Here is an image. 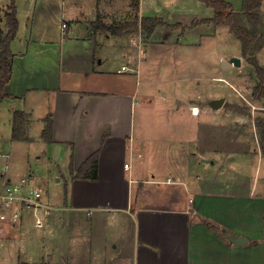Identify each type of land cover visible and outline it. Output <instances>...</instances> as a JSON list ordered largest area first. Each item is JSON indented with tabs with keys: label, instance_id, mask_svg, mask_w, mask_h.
<instances>
[{
	"label": "crops",
	"instance_id": "obj_1",
	"mask_svg": "<svg viewBox=\"0 0 264 264\" xmlns=\"http://www.w3.org/2000/svg\"><path fill=\"white\" fill-rule=\"evenodd\" d=\"M138 1L136 10L133 0H34L25 39L19 22L0 117L6 108L11 145L27 144L22 164L34 146L37 159L64 157L67 171L56 174L62 197L47 192L40 211H22L17 221L8 210L0 264H264V155L255 117L225 113L228 98L210 96L225 72L249 68L241 43L239 53L212 52L210 41L236 38L227 27H189L180 16L163 17V4L146 12ZM206 12L194 21L214 17ZM260 12L264 32V0ZM137 17L122 33L108 29ZM144 18L178 26L148 36ZM17 111L28 116L26 141L12 139ZM47 119L52 143L42 138ZM1 147L0 136V175L30 176L43 190ZM96 154L98 178H74L71 164L76 171ZM238 237L247 243H235Z\"/></svg>",
	"mask_w": 264,
	"mask_h": 264
},
{
	"label": "trees",
	"instance_id": "obj_2",
	"mask_svg": "<svg viewBox=\"0 0 264 264\" xmlns=\"http://www.w3.org/2000/svg\"><path fill=\"white\" fill-rule=\"evenodd\" d=\"M208 8L214 10V17L202 21H194L192 26L200 24H213L215 27H227L241 43L242 56L246 63L253 70V78L257 86L253 89V97L257 101H264V66L260 64L257 54L264 48V32L262 30L261 8L263 0H243V10L238 11L226 0H199ZM133 7L139 9V1L133 0ZM6 23L7 32L0 29V105L10 97L6 92V86L12 78V63L14 54L11 49L12 41L16 38L19 30V20L17 16V7L15 0L2 9ZM133 24H138V17L133 22L123 24L119 27H108L110 31L116 34L128 30ZM168 26L165 21L159 18H144L142 20V31L151 36L156 28ZM245 112V111H242ZM244 114V113H243ZM264 114V113H263ZM28 116L24 112L17 111L13 115L12 139L15 141H26L29 139L27 126ZM256 127L259 133L261 150L264 155V117L255 119ZM53 122L51 119L46 120V127L42 131V138L52 143ZM72 175L79 179L98 178L99 159L98 155L90 157L78 170L75 171L73 163L71 164ZM1 176V175H0Z\"/></svg>",
	"mask_w": 264,
	"mask_h": 264
},
{
	"label": "rangeland",
	"instance_id": "obj_3",
	"mask_svg": "<svg viewBox=\"0 0 264 264\" xmlns=\"http://www.w3.org/2000/svg\"><path fill=\"white\" fill-rule=\"evenodd\" d=\"M12 0H0V7L7 6L11 4ZM33 1L34 0H15V4L17 7V14L19 17L20 22V30L18 33L19 39H25V37H28L30 31L27 29V25L30 24L27 23L28 19L33 18L32 10H33ZM230 2L236 10H240V8L243 7V4L241 0H226ZM143 6L146 10L158 8L159 5L163 4L164 8L162 10V16L164 17L167 13L171 15L172 19H176L180 16L183 20L188 22L190 25L189 27H193L192 23L196 17H205V15L208 13L207 6L202 4L199 0H142ZM170 3V5H168ZM242 6V7H241ZM3 8H0V29L4 32H7L8 26L6 23V19L4 16V13L2 11ZM209 9V8H208ZM161 11V10H160ZM158 11V12H160ZM195 21H202V20H195ZM202 25V24H200ZM171 25L169 28L177 27L178 25L174 26ZM184 26V25H183ZM196 27V26H195ZM203 29H206L203 27ZM229 31V30H228ZM230 32V31H229ZM228 32V33H229ZM232 35V33H229ZM222 38V37H221ZM237 39V38H234ZM234 39H223V43L216 44L215 40L210 41V49L212 52L216 50H223L225 54H234L240 52V46L238 42L239 40H236V44H234ZM219 46V47H218ZM23 47V46H22ZM229 57V55H227ZM243 57V56H241ZM244 58V57H243ZM260 59V58H259ZM264 60V57L262 58ZM245 61V59H244ZM260 64L263 65L264 63H261V60H259ZM245 63V62H244ZM250 70L252 68L246 65V68H243L241 70H232L231 72H225V80L223 83H219L218 91L215 90L210 95L211 97H226L228 98V101L226 105L224 106L225 113L228 112H235L240 113L242 111H245V113L250 112L252 119L254 120L257 117H264V103L257 102V104L253 103L252 97H253V89H254V82L251 81L249 75ZM252 93V94H251ZM236 104V105H232ZM240 105L238 107L237 105ZM248 107V109H247ZM230 112V114H231ZM256 112V115H255ZM9 118L10 115L8 113V110L3 109L1 112L0 117V136L2 140V149L5 150V152H11L14 156L13 158V164H17L19 162V166H17L19 174L21 176H27L28 171H31L34 173L33 176H36L35 184L39 187L43 188V197L42 201L45 200V195L48 192L49 197L52 198H60L64 195V183H57L56 180L58 178L57 171L61 167L62 170L67 171L65 169L66 162L64 161V157H61L60 159H56L55 161L48 160L46 157H42V159H37L36 156L41 154L39 151H34V146H31L30 152V159H29V165L26 163H23L20 160L25 159V154L27 153V144H12L10 142V124H9ZM248 123V122H246ZM258 130V129H257ZM259 140V135H258ZM258 144H260V141H258ZM31 145V144H30ZM261 145V144H260ZM31 169H30V168ZM57 196V197H56Z\"/></svg>",
	"mask_w": 264,
	"mask_h": 264
},
{
	"label": "built area",
	"instance_id": "obj_4",
	"mask_svg": "<svg viewBox=\"0 0 264 264\" xmlns=\"http://www.w3.org/2000/svg\"><path fill=\"white\" fill-rule=\"evenodd\" d=\"M62 27L65 30L67 25L64 24ZM127 69L126 66H123L118 70V73H122ZM6 157L9 158L8 155ZM42 197L43 190L32 185L30 176L23 178L20 182H14L7 177L0 176V230L1 221L7 215L8 210H14L13 220L17 221L22 211L30 209L40 211Z\"/></svg>",
	"mask_w": 264,
	"mask_h": 264
},
{
	"label": "water",
	"instance_id": "obj_5",
	"mask_svg": "<svg viewBox=\"0 0 264 264\" xmlns=\"http://www.w3.org/2000/svg\"><path fill=\"white\" fill-rule=\"evenodd\" d=\"M231 63L234 64L235 66H238V67L241 66V60L239 58L232 59ZM231 63H226V67L231 66ZM223 103H224V99H219L215 102L214 107L220 108V107H222ZM234 242L239 244V245H244L247 243V239L244 237H238V238L234 239Z\"/></svg>",
	"mask_w": 264,
	"mask_h": 264
}]
</instances>
